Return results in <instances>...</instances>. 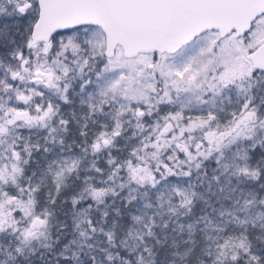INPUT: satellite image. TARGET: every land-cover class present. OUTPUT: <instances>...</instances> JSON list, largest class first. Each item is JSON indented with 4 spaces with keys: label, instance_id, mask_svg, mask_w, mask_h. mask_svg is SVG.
<instances>
[{
    "label": "snow or ice",
    "instance_id": "obj_1",
    "mask_svg": "<svg viewBox=\"0 0 264 264\" xmlns=\"http://www.w3.org/2000/svg\"><path fill=\"white\" fill-rule=\"evenodd\" d=\"M0 264H264V0H0Z\"/></svg>",
    "mask_w": 264,
    "mask_h": 264
}]
</instances>
